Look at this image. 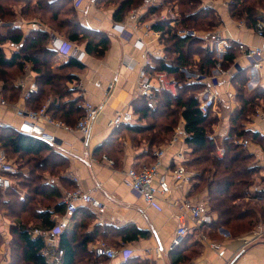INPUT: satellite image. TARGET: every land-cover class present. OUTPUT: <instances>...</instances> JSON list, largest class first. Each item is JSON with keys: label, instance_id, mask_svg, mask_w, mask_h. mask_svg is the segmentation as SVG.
I'll use <instances>...</instances> for the list:
<instances>
[{"label": "crops", "instance_id": "0c3cea01", "mask_svg": "<svg viewBox=\"0 0 264 264\" xmlns=\"http://www.w3.org/2000/svg\"><path fill=\"white\" fill-rule=\"evenodd\" d=\"M122 1L83 0L81 6L76 8L75 0H20L17 7H13L15 12L13 22H3V26L0 27L1 29L5 27V30L2 29L4 33L11 27H19L24 35L33 34L36 31L47 33L49 36L48 49L55 54L53 68L69 65L70 61L84 65V69L69 70V76L73 79L65 83V87L70 92L65 102L80 98L82 105L89 102L102 108V114L97 124L93 126L88 139H85L77 130L69 132L61 128L34 123L16 115L18 109L37 111L28 105L29 100L24 99L26 91L33 83L38 87V74L33 71L30 63L26 64L25 73L17 80L16 86L21 91L18 99L12 101L9 108L0 107V121L5 122L8 127L39 140L40 133L43 131L55 136L56 144L53 146L55 151L68 161L63 178L69 182V186L61 178L57 181L52 177L53 179L49 181L54 183L53 186L60 188L62 193L81 189L92 194L105 205L104 213L98 214L81 204L83 209L81 212L91 213L96 218L90 221L85 214H80L82 218L72 219L67 230L68 233H73L75 229H78V233L81 235L88 234L89 238L93 240L88 244L87 251L92 255H94V249L99 242H105L109 247L115 249L124 248L130 254V258L127 260L121 254L112 261L103 259L102 264H175L174 262L176 264H264V237L259 242L247 246L246 241L250 233L235 235L224 227L215 229L213 225L218 218L216 214H213L214 223L204 228L197 227L192 218L184 217L182 223L189 228V235L184 245L176 253H171L169 250L171 241L181 223L178 218L181 215V210L172 203L180 197H185L195 203H205L208 206L207 191L204 190L200 194L193 195L192 182L190 189L186 187L179 191L173 187L171 195L164 199L163 203H159V207H150L127 185L125 173L130 169H140L143 166L152 165L155 162L154 153L157 150H166L163 163L167 171H171L180 163L185 164L189 160L191 150L186 142L175 147H168L171 135L169 140L154 148L153 154H150L147 152L150 149L148 141L143 140L142 143L135 146L133 134L125 131L126 125L118 130H112L109 127L110 120L117 112H133V104L138 100L136 96L139 71L145 60L148 58L151 61L164 59L166 63H172L165 56V46L155 36L156 32L162 31H158L154 26L159 23H168L173 27L181 21V15L171 13L173 12L172 8L168 9L166 6L162 9L161 6L147 7L145 0L138 6H132L124 19L116 20L114 16ZM200 1L201 8H213L218 11L223 22L221 27L213 32L198 33V39L203 40L205 48L207 45L206 36L214 32L225 33L226 37L230 39V43L235 45L241 42L250 47H264V39L259 38L252 28L246 26L244 21L232 20L224 3L221 5L219 4L221 1ZM160 11H162V15L158 16L157 13ZM134 13L137 14L140 26L137 37L150 27L149 34L152 42L142 51L134 47V39L121 38L113 29L117 23H128L130 16ZM74 26L79 33V40L76 41L71 40L70 35ZM85 31L100 33L110 40L109 47L103 56L90 54L86 51L87 40L83 38ZM57 39L72 41L84 51L83 60L78 61L70 56L57 54L52 48V43ZM18 49L19 47L10 43L3 45V50L8 58ZM194 58L197 64L200 57L195 56ZM131 61L136 63L134 68L129 66ZM194 68L199 69L198 65H194ZM226 71L228 74L219 76L217 87L212 89L220 99L215 107L220 124L215 127L213 136L224 139L229 134L230 117L239 106L236 98L237 88L232 81L238 74H242L247 80L244 86V97L246 99L260 98L256 114L245 125L246 130L264 136V68L253 69L252 65L240 55ZM211 73L207 76L217 74L216 67ZM115 80L117 81L114 89L109 90V86ZM50 87L48 88L51 89ZM1 90L2 83L0 82V94ZM1 96L3 97L2 94ZM56 100L59 101L51 91L46 102L42 105L46 108V112L51 104L57 103ZM133 115V125H146V122L139 121V116L134 112ZM49 116L51 117V115ZM249 143L251 146L248 151L255 156V164L260 166L263 150L259 145L253 142ZM180 153L183 161L176 157ZM108 161L113 164H109ZM11 162L18 171L17 175H30V170L28 173V170L25 169L26 166L20 164L18 158L12 159ZM44 175L47 176V174ZM14 185L15 181L12 188ZM263 185L264 182L258 179L250 189L251 195L259 194L255 191ZM16 187L20 188L18 184ZM19 193L21 196H25L21 192ZM247 199L254 202L253 198ZM11 226L5 222L0 223V231L5 236L6 247L12 240L7 239L10 236ZM35 230L43 231L44 229L36 227ZM132 230L134 233L142 232L144 236L137 235L135 239L124 237L127 231ZM201 234L206 236V241L202 240ZM47 244L48 241H46ZM157 249L160 250V255L157 254ZM5 252V259L2 258L1 263L10 264L11 253L8 249Z\"/></svg>", "mask_w": 264, "mask_h": 264}, {"label": "trees", "instance_id": "16d2710c", "mask_svg": "<svg viewBox=\"0 0 264 264\" xmlns=\"http://www.w3.org/2000/svg\"><path fill=\"white\" fill-rule=\"evenodd\" d=\"M165 1L169 3L177 1L181 14V21L174 27L168 23H159L154 26L155 29L163 32L164 36L161 39L166 43L165 56L172 63L168 64L164 59H153V67L149 68L148 72L163 71L175 78L179 84L178 95L173 97L166 93H155L153 99L157 105L156 109L151 107L150 100L138 99L133 104V112L139 116L141 123H148L145 126H125V131L133 134V142L138 136H142L152 149L150 154H153L154 148L165 143L176 127L183 126L189 134L186 144L191 150L190 159L184 166L187 171L194 174L192 194L197 195L200 190L207 191L210 212L218 216L213 225L215 229L224 227L234 234L238 233L236 235H241L239 231L251 232L260 223L264 224V197L261 194L251 195L250 189L258 179L264 182V177L261 174L262 169L253 164L255 156L236 142L241 140L253 142L264 151V136L247 131L245 127L251 121V117L256 114L260 98L246 99L243 92L247 80L242 74L234 77L232 81L237 88L236 98L239 106L230 117L228 136L224 139L213 136L219 118L210 117L211 112L203 115L199 110L198 96L205 85L187 82L182 70L198 65L199 73L209 75L217 66L218 59L214 52L204 47L202 39L181 37L178 32L181 30L210 33L221 27L222 19L215 9L201 8L199 0ZM19 2L20 0H0V21L9 22L8 20L14 19L13 7ZM143 2L144 0H123L114 18L124 19L132 6H138ZM258 10H264V0H232L228 11L232 20L244 21L247 27L253 29L260 21L264 23V13H261L263 11L259 13ZM71 30V40H79L76 26ZM85 32L83 38L87 40L86 51L103 56L109 47L110 40L94 31ZM7 43L19 47L10 58L3 50V45ZM48 43L47 33L36 31L33 34L24 35L19 27L8 28L5 33L0 29L1 94L9 103L18 99L20 88L15 85V80L11 83L8 76L14 70L18 72V75H23L26 64L30 63L33 71L38 74V91L28 99L29 101L27 100L28 105L40 110L52 91L59 101L56 100L57 103L51 104L47 113L55 120L75 126L84 115L82 100L79 98L65 102L70 95L65 83L73 79L69 76V70L84 69V65L70 61L69 65L53 68L55 54L48 49ZM196 44L198 45V49H195L197 53L193 50ZM170 54L174 57H170ZM195 56L200 57L197 64L193 59ZM239 56L240 52L235 46L227 49L222 61V69L228 70ZM0 146L5 150L10 161L18 158L23 163L25 160L24 165L30 167L29 177L17 175L13 178L14 181L17 180L21 188L27 190V195L21 199V195L13 188L2 192L5 196L0 199V208L7 218L15 220H20L23 214L33 213L39 228L42 227L43 231L51 229L54 225V216L65 213L64 204L61 202L64 193L56 186L48 185L47 182L43 183V177L44 174L55 175L63 168L67 170V159L58 154L53 146L11 127L0 129ZM219 148L224 149L223 157L217 155ZM60 178L69 186V182L63 178V175ZM16 194H18L17 199ZM10 197L13 198L12 201L8 199ZM249 197L254 199L253 205L238 203ZM38 200L42 203L51 202V205L43 210H36L33 205ZM30 207L34 209L33 212ZM82 210L80 207L73 220L82 218L80 214H85L90 221L96 218L91 213L81 212ZM33 231L30 232L25 225L11 226L10 264H50L49 259L43 255L47 248L44 237H34ZM78 232V229H75L73 233L66 231L61 236L60 248L65 253L61 264L95 263V253L92 255L87 251V246L93 239L89 238L88 234L81 235ZM126 233L124 237L127 236L130 239L137 238V235L144 236V233L136 232V234L133 230ZM3 242V235L0 234V246Z\"/></svg>", "mask_w": 264, "mask_h": 264}, {"label": "built area", "instance_id": "2783aa9c", "mask_svg": "<svg viewBox=\"0 0 264 264\" xmlns=\"http://www.w3.org/2000/svg\"><path fill=\"white\" fill-rule=\"evenodd\" d=\"M83 3V0H75V7L78 8ZM163 0H145L147 7H159L162 6ZM130 22V23H129ZM128 23H117L114 26V31L121 37L127 39H134V47L140 51L145 50L148 44L152 42V38L149 34L150 27L144 31L142 35L137 37L140 26L138 25L137 14H132ZM3 22L0 21V27L3 26ZM254 32L261 39H264V23H257L253 28ZM179 36L198 38L199 34L196 31H180ZM155 36L159 39L162 38L163 32H156ZM211 37V40H210ZM207 42V50L214 52L218 59L216 66L217 74L207 76L200 74L199 72L188 71L183 69L182 71L188 74L190 77L189 83L204 84V90L199 94L200 100L199 110L203 115H208L215 109L217 102H220L217 94L213 92V88L217 87L219 76H225L228 74L226 70L222 69V61L227 49L231 46H235L240 52V55L252 65L253 69L259 70L264 68V47H250L245 43H230L223 32L213 33L207 35L205 38ZM52 48L59 55L70 56L78 61H82L85 57L84 51L78 46L68 40L57 39L52 43ZM136 63L131 61L129 66L134 68ZM153 67V62L148 58L145 60L141 70L139 71V81L137 83V99L145 98L153 101L155 93H166L173 97L178 95L179 84L177 80L169 76L166 72L156 71L149 73L148 69ZM109 86V90L114 89L115 82ZM38 91L36 84H32L24 95V99L28 100L30 97ZM0 107L9 108L8 103L0 95ZM84 115L76 123L74 127L64 124L63 122L52 119L46 112V108L43 107L40 110H16V115L23 117L31 122L40 123L46 126H53L54 128L64 129L72 132L77 130L85 139L91 136L93 126L97 124L101 114L102 108L97 107L89 102L83 105ZM133 112H117L112 120L109 122V127L112 130H118L122 126L133 125L134 117ZM8 125L0 121V129H7ZM40 140L54 146L56 144L55 136L43 131L39 136ZM189 138V134L185 131L183 126H178L174 129L171 140L168 142V147H175L177 145L185 144ZM237 144L241 145L247 150L251 146L249 142L237 141ZM166 150L159 149L154 153L155 162L149 166H143L140 169H130L125 173L127 178V185L130 190L137 196L142 198L145 203L150 207H159V203H163L164 199H167L171 195L173 187L176 190L182 191L186 187L190 189L192 182V174L187 171L184 164H178L171 171H167L163 163ZM219 157H223L224 149H218ZM177 158L183 161L182 154L176 155ZM106 160V159H105ZM109 164L113 162L108 161ZM262 177H264V153L261 158ZM18 173L16 167L8 159L4 149L0 146V192H5L12 188L14 183V176ZM255 192L263 195L264 197V185L257 188ZM62 203L65 205V213L63 215H56L53 218L54 225L47 231L34 230V237H44L45 241H48L47 248L44 250L43 255L49 259L50 264H61L64 257V250L60 248V237L65 233L79 208L84 205L92 209L95 213L103 214L105 211V205L95 198L92 194L84 192L81 189L73 191H67L63 195ZM181 210V215L178 217L181 223L179 224L176 233L171 241L170 252H175L181 248L187 240L189 235V228L182 223L184 217L192 218L197 227L204 228L211 226L214 223L213 214H211L209 207L205 203L193 202L185 197L178 198L172 203ZM202 240L206 241L207 238L204 234H201ZM264 237V224L258 225L253 232L248 235L247 246L259 242ZM216 248V246L213 245ZM96 261L93 264H102L103 259L112 261L119 255L127 260L130 258V254L126 252L124 248L115 249L109 247L105 242H99L94 249ZM157 254L160 255V250L157 249Z\"/></svg>", "mask_w": 264, "mask_h": 264}, {"label": "rangeland", "instance_id": "374dc122", "mask_svg": "<svg viewBox=\"0 0 264 264\" xmlns=\"http://www.w3.org/2000/svg\"><path fill=\"white\" fill-rule=\"evenodd\" d=\"M200 1V0H199ZM213 1H216V2H220L219 4H223L224 3V5L225 6H227V9L229 10V6H230V4H231V2H232V0H213ZM200 3H201V1H200ZM164 6H166L168 9H173V12H171L173 15H175V14H178V15H181L180 14V11H179V6H178V2L177 1H174V2H166L165 0H163V4H162V6H161V9L164 7ZM14 7H17V6H14ZM157 8V7H156ZM174 9H175V11H174ZM261 11H263V12H261ZM153 12V11H152ZM170 12V11H169ZM218 12V11H217ZM258 12L260 13H264V10H258ZM157 14H159L158 16H161L162 15V11H160V12H158ZM173 15H171V16H173ZM220 16V15H219ZM263 16H264V14H263ZM221 17V16H220ZM13 20L14 19H12V20H8L9 22H13ZM241 22V21H240ZM7 23V22H6ZM174 27V26H173ZM1 29V28H0ZM2 29H4L5 30V27H3ZM1 29V30H2ZM181 31V30H180ZM179 31V32H180ZM178 32V33H179ZM191 38V37H190ZM159 41H160V43L163 45V46H165L166 45V43H164V41L162 40V39H159ZM166 47V46H165ZM198 49V45L196 44V45H194V48H193V50L196 52V50ZM164 51H165V49H164ZM197 53V52H196ZM170 57H174V55L173 54H170ZM193 59H195V58H193ZM188 71H194V72H198V69H196V68H194V66L193 67H191V68H189V69H187ZM11 73V75H9L8 76V79H9V81L11 82V83H13V80H15V85H16V83H17V80L22 76V75H18V72L17 71H11L10 72ZM182 73H183V77H184V79L188 82L189 81V75L188 74H186V73H184L183 71H182ZM210 74H212V73H210ZM1 95V94H0ZM150 105H151V107L153 108V109H156L157 108V105H156V102H155V100L153 99V101H150ZM215 109H217V108H215ZM212 110L211 111V114H210V117H217V112H216V110ZM218 119V118H217ZM219 120V123L216 125V127L217 126H219V124H220V119H218ZM146 123H148V122H146ZM170 137L171 136H169L168 138H167V140H169L170 139ZM143 137L142 136H138L137 138H136V140H134V144H135V146H137L138 144H140V143H142L143 142V139H142ZM237 143V142H236ZM144 144H146V143H144ZM246 149V148H245ZM152 151V149L150 148L149 150H147V152L148 153H150ZM263 153H264V151H263ZM217 155L219 156V154H218V150H217ZM189 159H190V156H189ZM18 162H20L19 160H18ZM24 163H25V160H24V162L23 163H20V164H22L23 166H25L24 165ZM256 159L254 160V165L255 166H257L256 164ZM257 167H260L259 165L257 166ZM25 169H27L28 170V173H29V170H30V167L29 166H26L25 167ZM65 169L63 168V169H61V170H58L57 171V173L55 174V175H49V174H47V176L46 175H44V177H43V183H46L47 182V184L48 185H51V186H53L54 185V183H52L51 181H49L50 179L52 180L53 178L52 177H54L57 181L59 180V178H60V176H62V175H65ZM192 173V172H191ZM30 176V175H29ZM29 176H24V174H23V177H29ZM49 176H51V177H49ZM47 177V178H46ZM24 182H26V181H24ZM18 184V182H17V180L15 181V185H14V188L13 189H15V191L18 193V194H20L19 192H21L22 193V195H27V190H25V189H23V188H17L16 187V185ZM17 189V190H16ZM19 191V192H18ZM201 192H203V190H200L199 191V194L201 193ZM18 194H16V199L18 198ZM21 195V194H20ZM3 196H5V194H3L2 192H0V199H3L2 197ZM7 197V196H6ZM22 198L21 199H23V197L24 196H21ZM10 201H12V197H10V198H8ZM239 204H241V205H247V204H254L255 203V201L254 202H251L249 199H242L241 201H239L238 202ZM51 205V202H48V201H44L43 203L42 202H40V200H38V202L36 203V204H34L33 205V207H34V209H36V210H43L44 208H46V207H49ZM31 209H32V212H33V208L32 207H30ZM33 213H31V215H29V214H27V215H22L21 216V219L20 220H15V219H11V218H7V216H6V214H5V212H3L2 211V209L0 208V223L1 222H5V223H7V224H11L12 226L13 225H25V227L26 228H28L29 230H30V232H32V230H35V228L36 227H38V224H36V221H35V219H34V217H33V215H32ZM260 224H263V223H260ZM259 224V225H260ZM258 226V225H257ZM39 228V227H38ZM254 231V230H253ZM253 231H251V232H253ZM240 232V234H243L244 232L242 231H239ZM246 232V231H245ZM251 232H248V233H245V234H249V233H251ZM3 233H5V232H3ZM0 234L1 235H3L2 234V232L0 231ZM236 234H238V233H236L235 232V235ZM34 235V234H33ZM3 239H4V242L1 244V246H0V264H2L1 263V259L2 258H4V255H5V250L6 249H8L9 250V252L11 253L12 251H11V240H10V242L8 243V247H6V245H5V236L3 235ZM7 237V236H6ZM7 239H12V236H11V234H10V236L7 238ZM16 245H17V243H16ZM5 259V258H4ZM78 264H80V263H78Z\"/></svg>", "mask_w": 264, "mask_h": 264}]
</instances>
